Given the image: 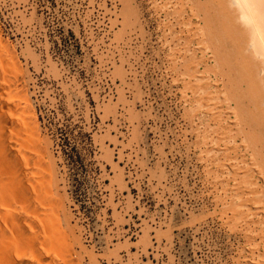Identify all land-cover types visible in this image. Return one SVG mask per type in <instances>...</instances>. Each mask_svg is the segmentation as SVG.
I'll list each match as a JSON object with an SVG mask.
<instances>
[{
  "label": "rangeland",
  "instance_id": "rangeland-1",
  "mask_svg": "<svg viewBox=\"0 0 264 264\" xmlns=\"http://www.w3.org/2000/svg\"><path fill=\"white\" fill-rule=\"evenodd\" d=\"M186 3L0 0V36L19 52L61 227L74 226L84 264H250L249 247L263 252L233 216L230 184L211 180L222 173L204 120L190 118L183 81L201 52Z\"/></svg>",
  "mask_w": 264,
  "mask_h": 264
},
{
  "label": "bare ground",
  "instance_id": "bare-ground-1",
  "mask_svg": "<svg viewBox=\"0 0 264 264\" xmlns=\"http://www.w3.org/2000/svg\"><path fill=\"white\" fill-rule=\"evenodd\" d=\"M186 2L202 55L183 81L197 108L190 118L201 115L206 156L220 158L211 180L230 184L233 216L263 247L258 256L249 247L250 264H264V0H213L198 12ZM46 156L19 52L0 36V264H84L74 226L61 227Z\"/></svg>",
  "mask_w": 264,
  "mask_h": 264
}]
</instances>
